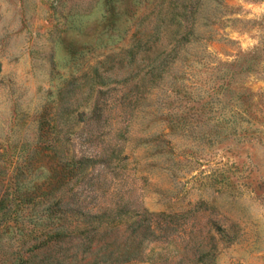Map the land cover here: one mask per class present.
Listing matches in <instances>:
<instances>
[{
	"label": "rangeland",
	"instance_id": "374dc122",
	"mask_svg": "<svg viewBox=\"0 0 264 264\" xmlns=\"http://www.w3.org/2000/svg\"><path fill=\"white\" fill-rule=\"evenodd\" d=\"M0 264H264V0H0Z\"/></svg>",
	"mask_w": 264,
	"mask_h": 264
}]
</instances>
